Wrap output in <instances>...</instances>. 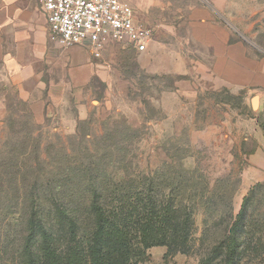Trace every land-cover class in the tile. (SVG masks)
Returning <instances> with one entry per match:
<instances>
[{"label":"rangeland","instance_id":"374dc122","mask_svg":"<svg viewBox=\"0 0 264 264\" xmlns=\"http://www.w3.org/2000/svg\"><path fill=\"white\" fill-rule=\"evenodd\" d=\"M127 1L137 17L154 28V38L170 43L171 49L157 56L151 48L138 53L109 43L101 56H94L99 68L90 83L78 96L73 88L64 92L70 102L39 123L30 119L0 72V161L12 157L26 162L19 175L8 173L32 180L67 160H96L107 146L113 160L124 158L106 167L107 176L136 179L146 194L148 183L142 179L152 180V191L188 206L190 218L161 223L156 238L145 243L140 231L126 240H117L116 230L108 226L98 234L91 217H82L79 224L65 221L51 227L56 233L50 243L56 251L43 250L39 231L28 255L20 251L19 232L29 183L19 191L2 189L0 264H227L231 259L235 264H264V178L242 182L252 155L264 152V100L246 96L244 90L213 87L201 77L206 74L186 71L191 59L203 60L199 47L187 37L190 7L210 5L233 35L262 54L264 0ZM81 46L86 50L76 48L78 57L90 58V48ZM173 58L184 65L183 72L161 71ZM184 79L190 80L187 88L181 86ZM188 87L192 95L186 98L181 92ZM77 98L88 112L84 119L77 118ZM40 190L48 191L38 199L46 208L50 189ZM242 206V228L230 234ZM118 226L128 229L125 221Z\"/></svg>","mask_w":264,"mask_h":264},{"label":"crops","instance_id":"0c3cea01","mask_svg":"<svg viewBox=\"0 0 264 264\" xmlns=\"http://www.w3.org/2000/svg\"><path fill=\"white\" fill-rule=\"evenodd\" d=\"M186 22L188 41L199 47L203 58L201 61L191 59L186 71L206 74L201 77L213 87L222 85L231 90H244L246 96L256 95L264 100V53L255 52L233 35L232 30L217 19L210 5L190 7ZM152 29L147 51L151 48L157 56L163 50L169 51L172 45L158 36L154 38ZM76 48L86 50L78 44L63 46L52 37L40 0H0V72L33 122L54 116L56 108L70 102L64 92L73 88L78 96L98 72L99 64L91 50L90 58L84 60L78 57ZM183 66L176 64L173 58L161 71L183 72ZM189 81L182 80L181 86L187 88ZM181 93L186 98L192 95L189 87ZM77 103L80 110L77 118H86L88 112L84 104L79 98ZM251 160L252 164L242 175L244 184L264 178V152L260 156L252 155Z\"/></svg>","mask_w":264,"mask_h":264},{"label":"trees","instance_id":"16d2710c","mask_svg":"<svg viewBox=\"0 0 264 264\" xmlns=\"http://www.w3.org/2000/svg\"><path fill=\"white\" fill-rule=\"evenodd\" d=\"M102 154L103 156H98L99 158L97 157L96 160L90 159L82 162L67 160L65 164L54 166L49 175L45 177L37 176L32 180L22 176L18 177L21 170L28 165L26 162L12 157L1 159L0 191L8 188L19 191L28 187V183L30 186L27 190V192H30L29 197H27L29 205L27 204L20 225L21 231L19 232L21 252L31 254L30 242L35 236L38 237L37 233L39 231H42L41 237L43 239L41 240L45 242L43 250L45 252L56 251L54 243H50L54 238L52 236L56 233L55 229L51 227L55 228L56 223L60 225L65 221H76L79 224L82 217H91L92 230H95L98 234V231L104 233L103 229L108 226L111 230H116L113 236H116L117 240L118 238L126 240L129 235L132 236V233L136 234L140 231V236L145 243H149V241L156 238L157 232L161 230V223L167 224L177 219L185 221L190 218L191 213L187 212L188 206L179 202L175 203L173 198H167L164 193L152 191V180L142 179V181L148 183V186H146L148 194H146L138 188L139 181H136V179L107 176L105 173L106 167L112 161L120 164L124 158L113 160V151L107 146L102 148ZM31 166L29 167L31 168ZM8 172L18 173V175L11 176ZM47 187H49L52 197L50 198L51 204H56L55 207L50 208V204L44 208L38 202L39 197H44L48 193V191L40 192V189ZM66 193L69 196H66ZM33 201L36 202L35 206L32 203ZM243 209L244 206L241 207L238 218L233 221L230 234H233L234 231L237 233L239 229L241 230L242 226L239 221L243 219ZM183 211L185 212L183 213ZM124 221L128 225L127 230H123L118 226ZM113 236L110 235L109 240L112 244H115L116 240L113 239L116 238ZM89 241L90 238L86 242ZM233 246L236 252L238 249L235 243H233ZM78 251V248H75V252ZM93 252L96 255L102 254L101 249L100 253L99 250L96 251L95 249ZM109 264H114V261ZM227 264H235L234 259H231Z\"/></svg>","mask_w":264,"mask_h":264},{"label":"built area","instance_id":"2783aa9c","mask_svg":"<svg viewBox=\"0 0 264 264\" xmlns=\"http://www.w3.org/2000/svg\"><path fill=\"white\" fill-rule=\"evenodd\" d=\"M52 37L63 46L85 45L94 56L117 43L147 51L153 29L127 0H40Z\"/></svg>","mask_w":264,"mask_h":264},{"label":"bare ground","instance_id":"6f19581e","mask_svg":"<svg viewBox=\"0 0 264 264\" xmlns=\"http://www.w3.org/2000/svg\"><path fill=\"white\" fill-rule=\"evenodd\" d=\"M256 100L254 99V101L253 102H255Z\"/></svg>","mask_w":264,"mask_h":264}]
</instances>
